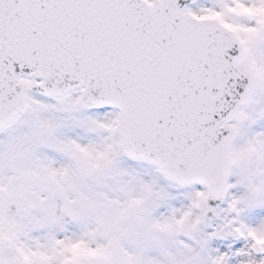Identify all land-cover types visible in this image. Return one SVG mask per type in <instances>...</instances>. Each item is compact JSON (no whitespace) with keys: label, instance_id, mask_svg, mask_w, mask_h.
<instances>
[{"label":"snow or ice","instance_id":"1","mask_svg":"<svg viewBox=\"0 0 264 264\" xmlns=\"http://www.w3.org/2000/svg\"><path fill=\"white\" fill-rule=\"evenodd\" d=\"M0 264H264V0H0Z\"/></svg>","mask_w":264,"mask_h":264}]
</instances>
